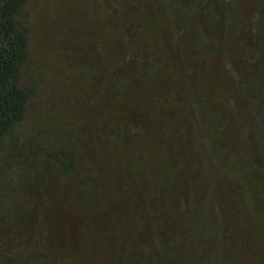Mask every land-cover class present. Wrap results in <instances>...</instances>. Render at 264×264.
Segmentation results:
<instances>
[{"label":"trees","instance_id":"trees-1","mask_svg":"<svg viewBox=\"0 0 264 264\" xmlns=\"http://www.w3.org/2000/svg\"><path fill=\"white\" fill-rule=\"evenodd\" d=\"M78 1L56 106L0 0V264H264V0Z\"/></svg>","mask_w":264,"mask_h":264},{"label":"rangeland","instance_id":"rangeland-1","mask_svg":"<svg viewBox=\"0 0 264 264\" xmlns=\"http://www.w3.org/2000/svg\"><path fill=\"white\" fill-rule=\"evenodd\" d=\"M54 1L64 8H61L62 10L60 9L58 12L51 4L44 5L42 8L38 3L37 10H33L32 12V17L35 22L38 23V26L43 25V32L48 34V37L52 40L40 47L38 44L41 43L38 41L37 44V40L35 43L32 39L31 45L34 47L33 52L35 55H38L39 64L42 62L51 63V72H58L59 74L56 75V77L48 75L49 71L39 72L40 89H42V92L47 93L46 95L41 92L40 97L43 99H52L56 106L60 104L74 106L76 104L75 95H66L63 91L58 89L60 84L68 80L66 77L60 76H64L65 73L74 71L79 66L83 65L85 59L88 60L91 58L92 51L86 45L87 39L82 29L84 20L79 13V8H77V18H79V20H77L75 16L76 12L73 7L75 3L74 0ZM77 4L82 6L80 0ZM54 52H59L57 57L54 56ZM56 66L62 68H57ZM13 239L15 240V238ZM8 248L6 244H1L0 254L2 255L3 253L9 252V250H7Z\"/></svg>","mask_w":264,"mask_h":264}]
</instances>
